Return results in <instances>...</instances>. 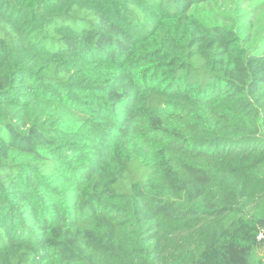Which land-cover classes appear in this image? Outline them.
<instances>
[{
  "label": "trees",
  "instance_id": "16d2710c",
  "mask_svg": "<svg viewBox=\"0 0 264 264\" xmlns=\"http://www.w3.org/2000/svg\"><path fill=\"white\" fill-rule=\"evenodd\" d=\"M242 1L0 0V264H264Z\"/></svg>",
  "mask_w": 264,
  "mask_h": 264
},
{
  "label": "rangeland",
  "instance_id": "374dc122",
  "mask_svg": "<svg viewBox=\"0 0 264 264\" xmlns=\"http://www.w3.org/2000/svg\"><path fill=\"white\" fill-rule=\"evenodd\" d=\"M226 1L227 8H231L232 4L236 0H220V2ZM259 5L256 16L253 15L256 20H259V27H264V1L263 0H243L241 3V7L244 9L245 12L252 11L253 7ZM249 13V12H248ZM250 15V14H249Z\"/></svg>",
  "mask_w": 264,
  "mask_h": 264
}]
</instances>
